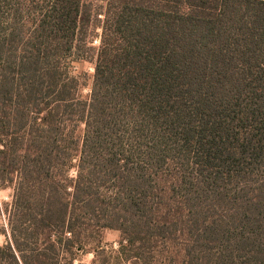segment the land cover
<instances>
[{"label":"trees","instance_id":"1","mask_svg":"<svg viewBox=\"0 0 264 264\" xmlns=\"http://www.w3.org/2000/svg\"><path fill=\"white\" fill-rule=\"evenodd\" d=\"M6 189L0 264H264V0H0Z\"/></svg>","mask_w":264,"mask_h":264},{"label":"rangeland","instance_id":"2","mask_svg":"<svg viewBox=\"0 0 264 264\" xmlns=\"http://www.w3.org/2000/svg\"><path fill=\"white\" fill-rule=\"evenodd\" d=\"M97 43H95L96 45ZM80 71L88 74H93V65L90 63H84L80 65ZM89 92V89L85 90V94ZM74 174V173H73ZM13 189L0 190V246L6 242L7 233L9 232V214L11 203L13 202ZM120 239V233L118 231L108 230L105 232L104 240L107 244V248L110 250H116L118 248V241ZM94 256L86 255L83 257V264H93Z\"/></svg>","mask_w":264,"mask_h":264}]
</instances>
